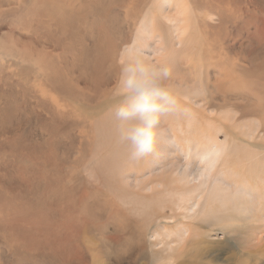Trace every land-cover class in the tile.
I'll use <instances>...</instances> for the list:
<instances>
[{
    "label": "rangeland",
    "instance_id": "1",
    "mask_svg": "<svg viewBox=\"0 0 264 264\" xmlns=\"http://www.w3.org/2000/svg\"><path fill=\"white\" fill-rule=\"evenodd\" d=\"M195 1L182 52L168 62L166 20L157 54L143 49L172 64L190 115L162 118L159 156L132 163L112 109L156 1L136 14L133 0H0V264H264V0Z\"/></svg>",
    "mask_w": 264,
    "mask_h": 264
},
{
    "label": "clouds",
    "instance_id": "2",
    "mask_svg": "<svg viewBox=\"0 0 264 264\" xmlns=\"http://www.w3.org/2000/svg\"><path fill=\"white\" fill-rule=\"evenodd\" d=\"M172 75L170 64L152 62L135 44L123 50L116 82L120 99L112 112L115 142L126 149L132 163L159 156L158 144L165 134L160 128L162 118L179 111L185 117L190 115L173 94L169 84ZM167 143L174 145L175 139H168Z\"/></svg>",
    "mask_w": 264,
    "mask_h": 264
},
{
    "label": "bare ground",
    "instance_id": "3",
    "mask_svg": "<svg viewBox=\"0 0 264 264\" xmlns=\"http://www.w3.org/2000/svg\"><path fill=\"white\" fill-rule=\"evenodd\" d=\"M62 1L63 0H59V6L61 5ZM146 1H148V0H133L134 4H132V5H135L136 14L139 13L138 9H141V4L146 2ZM155 1H156V4H152L151 5V10L153 11V14H154V19H152L151 22H149L147 19H143L141 21L143 23V25H141V26H143V29H142V32H141V36L139 37L140 41H136L135 40L137 42V43H135V45L138 48H140L145 53V55L148 58L150 56H152V55L148 54V52H146L145 50H152V52L154 54H157V46H156V44L153 41H155L158 37L153 36V32L151 31V27L156 29L157 31H161L163 29V25H164V21L163 20H166V22L168 24V27L170 29L174 28L175 31H173L167 37L160 38V43L164 47L167 48L168 62H170L169 61V59L171 60L170 48L172 47L173 43L175 42L173 47H178L179 51L182 52V44H183V41H184V29L186 27V22H189L190 15L193 14L196 11V9L199 7V4H196L195 0H155ZM215 1H221V2L225 3V1H227V0H215ZM176 2H178V3L175 6L180 11V15L174 16V18L171 19L170 18V16H171L170 12L174 8L173 5ZM81 8H82V5H81V2H80L79 10H81ZM105 8L108 9V13H106L107 17L115 14L116 9H117L116 5L113 4L112 6H108V7H105V6L104 7H99V9H97V10L101 12ZM161 12H162V16L160 15ZM75 15H77V14H75ZM81 15L82 14L77 15V16H81ZM139 34H140V32H139ZM176 34L178 35L177 37H176ZM143 49H145V50H143ZM158 61H160V60H158ZM166 63H167V61L161 59V64H166ZM107 107H108V105H107ZM256 109H258L259 111H261L264 114V103L257 104L256 105ZM258 124L264 125V118L260 117ZM259 129L261 131H264V126H259ZM257 135L259 137L262 136L259 133ZM106 140H107V138H106ZM102 141H103V138H102ZM214 143L215 142H213L212 144H214ZM227 149H228V145H227L226 141H223V143H218V144H216V146H210L209 149L206 152H204L201 155H199V162H196L197 163L196 166L200 167L202 169V171L204 172L200 176L205 175V176H207V178L210 177L211 174L213 173V171L219 166V156L221 154H223L224 152H226ZM92 163L94 164V162H92ZM187 165H188V162H187L186 166ZM203 165H204V167H203ZM153 166H155V165H153ZM208 181H209V179H208ZM199 184H201V182H199ZM227 185L229 187H235L236 189H240L241 192L246 193V194L253 195L252 191H254V192L256 191L254 189V187L251 190L249 188V184L248 183H247V186H246V185H240L236 181H233L231 183H227ZM261 194H259V195H258V193L256 194V196H258V198L255 200L257 204H254L256 209H259L258 202H259V205L261 204V206H262V201L264 202V198L261 196ZM196 199L200 200L201 199V195L199 194L196 197ZM190 201H192V199ZM253 201H254V199H253ZM141 210L145 211V209H143V208H141Z\"/></svg>",
    "mask_w": 264,
    "mask_h": 264
}]
</instances>
